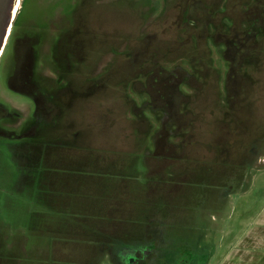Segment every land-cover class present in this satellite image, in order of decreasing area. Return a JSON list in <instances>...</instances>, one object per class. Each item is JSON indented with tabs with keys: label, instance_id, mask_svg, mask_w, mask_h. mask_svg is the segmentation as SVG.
I'll return each mask as SVG.
<instances>
[{
	"label": "flooded vegetation",
	"instance_id": "obj_1",
	"mask_svg": "<svg viewBox=\"0 0 264 264\" xmlns=\"http://www.w3.org/2000/svg\"><path fill=\"white\" fill-rule=\"evenodd\" d=\"M91 1L115 0H41L35 16L23 15V0L13 15L0 53V264H29L30 219L34 231L52 225L48 241L33 239L39 264L50 254L60 264H209L186 216L232 204L252 148L242 145L238 159L218 140L211 157L176 151L194 138L189 97L201 86L214 87L220 108L237 119L241 80L264 57V0H121L133 30L107 35L78 21L79 6ZM94 31L104 39L91 46ZM27 56L28 68L20 64ZM92 101L136 146L108 152L94 144L92 124L78 117ZM204 121L232 123L210 117L200 128ZM116 152L142 169L126 174ZM179 157L185 169L176 175Z\"/></svg>",
	"mask_w": 264,
	"mask_h": 264
},
{
	"label": "rangeland",
	"instance_id": "obj_2",
	"mask_svg": "<svg viewBox=\"0 0 264 264\" xmlns=\"http://www.w3.org/2000/svg\"><path fill=\"white\" fill-rule=\"evenodd\" d=\"M26 1L27 6L23 15L35 16L43 11L41 0ZM55 3L56 2L52 3L53 7H55ZM17 5L19 10L21 6H23V0H16V6ZM17 14L18 12L16 15ZM82 19L86 25L90 26V28H93L94 30L99 29L103 31L105 35L113 33L121 34L132 31L133 29L131 27L135 22V17L133 16L128 3L121 0L105 3L91 1L88 8L85 6H79L78 21L80 22ZM100 34L102 33L94 31L93 36L87 39L88 44L93 46L99 41H102L104 38L99 36ZM247 69V77L241 80L242 83L240 87L243 90L238 96L239 105L237 106V109L235 108V116L237 117L235 122L234 120L230 121V109L225 106L220 108L224 99L221 100L217 95L216 90H213L214 87L208 88V86L205 85L203 89L201 86V89H196L197 91L189 97L193 102L196 101L195 107L190 113V116L194 117H192L193 119H197L196 122L194 120V124L190 128V132H194V138L190 143L187 141L185 144L178 146L177 151L175 150L177 154H181L184 149L186 155L193 154L196 158L211 157V155L215 153L216 148L218 150L220 147L219 144L214 142L218 140L231 143V153L234 158L238 159L242 156V145H245L246 143L248 148H252V151L248 156L249 159H252L251 166H249L246 174L242 175L241 183L239 185V187L245 186L247 189H251H246L247 191L242 194H238V191H235L232 197V204L227 205L221 213H217L218 215L213 214L215 213L213 211H206L205 213L200 212L198 215L194 213V217L192 218L191 216L193 215L186 216L190 219L187 221L189 223L184 226L188 230L194 245L201 249L205 247L206 256L211 257L209 264H219V261L221 260L222 263L220 264H235L234 259L232 258L231 260L229 256L219 258L220 252L229 248L231 237L238 238L249 232H254L255 235L264 234V225L262 223L258 226L252 225L253 217L256 215L264 216V213L261 212L262 207H264V57L261 58L258 65L255 67L250 65ZM199 90L204 92L198 93ZM211 90L215 92H212ZM111 94L112 93L109 90L108 95ZM109 98L111 97L105 99ZM214 101H217V105ZM209 108L214 110L212 114H210V112L208 113ZM219 109L222 110L220 111ZM204 116L207 118H204ZM218 116L225 121L232 123L228 126H221L222 124L219 122L208 124L204 121L205 126H201L200 128L203 120L210 117L217 118ZM78 117L92 124V128H90L89 131L92 136V141L94 144H99L106 148L108 152H114L117 150L121 151L123 147L127 149L136 146V144L133 143L134 140L132 141V134H130L131 136L128 134L130 131L129 129H124L119 122L113 127L107 124V120H110L111 116L105 112V106L101 102L97 103L92 101L83 103L79 108ZM196 124L198 129L196 128ZM213 131H215L216 135L213 134ZM254 139L256 140L252 142ZM195 141H198V143L196 142L194 144ZM209 142L212 144L210 147L213 148L211 153L207 150ZM141 151H144V145L141 147ZM116 155L124 160V171L126 174L129 175V172L135 169H142L141 160H139L137 166L133 168V162L129 163L131 158L129 153L116 152ZM182 159L183 157H179L175 163L176 175L179 174V171L185 169V165H182L179 169L177 166L179 164L178 162ZM191 166L193 165L191 164ZM243 187L239 189H242ZM187 196L190 197L189 195ZM17 208L19 207L16 206L11 210L15 216ZM39 210L42 216L39 223L41 224L47 212L46 206L43 202H41ZM24 211L27 213L26 209H24ZM21 212H23L22 209ZM12 218L15 219V217ZM198 220H201V223ZM30 221L32 224H29L30 229L28 228V231L26 232V236L29 238V264H39L41 258L36 256L33 239L36 244L39 242L41 243V238L44 241H48L46 240L49 238L47 234L50 233L52 225L45 222V224H41L40 230L34 231V229L39 228V225L35 226L37 219L35 222H33L34 219H30ZM39 231L41 234L38 235ZM43 259L46 260L45 264H60L59 261L56 260V256H53L52 254ZM258 264L261 263L258 261Z\"/></svg>",
	"mask_w": 264,
	"mask_h": 264
},
{
	"label": "crops",
	"instance_id": "obj_3",
	"mask_svg": "<svg viewBox=\"0 0 264 264\" xmlns=\"http://www.w3.org/2000/svg\"><path fill=\"white\" fill-rule=\"evenodd\" d=\"M261 212L264 213V207H262ZM261 223L264 225V216L256 215L253 217V226H258ZM228 256L231 260L232 258L234 259L235 264H258V261L264 264V234L255 235L254 232H249L238 238L231 237L229 248L227 250H222L219 254V258ZM219 262L222 263V260Z\"/></svg>",
	"mask_w": 264,
	"mask_h": 264
},
{
	"label": "water",
	"instance_id": "obj_4",
	"mask_svg": "<svg viewBox=\"0 0 264 264\" xmlns=\"http://www.w3.org/2000/svg\"><path fill=\"white\" fill-rule=\"evenodd\" d=\"M16 5V0H0V53L1 50L4 46L5 40L7 38L8 30L11 25L13 15L12 14V9L13 6ZM31 62V57L27 56V58H24L21 60V66H25L26 68L29 67ZM15 80H10L9 85L14 83ZM12 89L14 90H22L20 87L13 85L11 86ZM243 186L238 187L236 191H238V194H242L243 192L246 191V187L244 186L242 189H239Z\"/></svg>",
	"mask_w": 264,
	"mask_h": 264
},
{
	"label": "bare ground",
	"instance_id": "obj_5",
	"mask_svg": "<svg viewBox=\"0 0 264 264\" xmlns=\"http://www.w3.org/2000/svg\"><path fill=\"white\" fill-rule=\"evenodd\" d=\"M20 2V1H19ZM18 10V5L16 6V5H14L13 6V9H12V14H14V13H17L16 11Z\"/></svg>",
	"mask_w": 264,
	"mask_h": 264
}]
</instances>
